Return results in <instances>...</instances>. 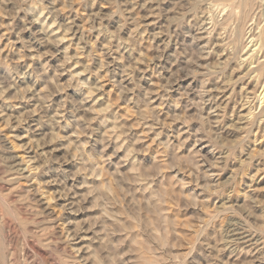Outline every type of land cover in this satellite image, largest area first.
Masks as SVG:
<instances>
[{
    "label": "rangeland",
    "instance_id": "1",
    "mask_svg": "<svg viewBox=\"0 0 264 264\" xmlns=\"http://www.w3.org/2000/svg\"><path fill=\"white\" fill-rule=\"evenodd\" d=\"M210 3L0 0V264H264L257 23Z\"/></svg>",
    "mask_w": 264,
    "mask_h": 264
},
{
    "label": "bare ground",
    "instance_id": "2",
    "mask_svg": "<svg viewBox=\"0 0 264 264\" xmlns=\"http://www.w3.org/2000/svg\"><path fill=\"white\" fill-rule=\"evenodd\" d=\"M210 4H212L211 6L212 7H215V6H217V9H220V11H218L219 13L221 12V11H224L225 9H226V7H229L230 8V10L228 11V12H226V14H225V16H224V18H223V20L221 21V22H219L218 20V17L217 18H215V15H214V13H212V9L210 8L208 11H205V12H207V13H212V15L209 17V19H211L212 20V22H213V29L212 30H216V29H218V30H220V31H222V30H224L225 31V33H226V35L223 33V32H220V34L221 35H225V37H224V40H228V43L226 44V45H228L229 44V48L231 47L232 49H234L233 51V53L231 52L230 54H231V56H235L238 52H239V49H240V43H244V45L243 46H247L248 45V42H244V38L248 35V33L249 32H251L252 31V28H254L253 29V31H252V33L249 35V37H247V39L246 40H248V38H250V37H252L251 38V41L253 42V44H252V46H255V48L254 49H256L257 51L255 52V53H253L252 55H251V57H249V58H251V63H254V62H256L257 60L259 61L260 60V58L261 57H264V25L262 26V28L260 27V29L261 30H259L260 32H259V34H257V33H255V30L257 29V28H259V25L260 24H262V15H263V13L264 12H262V14H259V15H257V16H255L256 15V11L257 10H259V8H262V3H263V0H210ZM177 3V2H176ZM185 4V3H184ZM209 4V5H210ZM179 7H180V5H178ZM198 6V5H197ZM207 7V6H206ZM185 8V7H184ZM202 8V7H201ZM190 9V8H189ZM207 9V8H206ZM193 10V9H192ZM200 10V9H199ZM261 10V9H260ZM186 13H188V11L186 12ZM186 13L184 14V15H186ZM195 13H196V11H195ZM206 13V14H207ZM217 13V12H216ZM219 13L217 14L218 16H219ZM175 16V15H174ZM190 16V15H189ZM200 18V17H199ZM220 18V17H219ZM218 19V20H217ZM256 19V20H255ZM253 20H255L254 22L255 23H257L256 24V26L255 27H252V28H250L253 24H251L250 23V21L252 22ZM253 22V23H254ZM54 23V22H53ZM250 23V24H249ZM45 24V23H44ZM234 24H236V26H234V28H233V25ZM248 24H249V26H248ZM254 26V25H253ZM201 28V27H200ZM44 29V28H43ZM218 30H217V32H218ZM258 31V30H257ZM207 32V31H206ZM218 32V33H219ZM208 33H210V31L208 32ZM217 34V33H216ZM219 34V35H220ZM218 35V36H219ZM220 35V36H221ZM209 36H211V35H209ZM223 37V36H222ZM221 37V38H222ZM220 39V38H219ZM213 40V39H212ZM222 40H223V38H222ZM219 41V40H218ZM250 41V42H251ZM224 42V41H223ZM260 42V43H259ZM214 43V42H213ZM260 45H259V44ZM218 44V43H217ZM257 45H259L257 48H256V46ZM249 46V45H248ZM251 46V47H252ZM223 47H224V45H223ZM228 47V46H227ZM218 48V47H217ZM225 49V48H224ZM228 49V48H227ZM188 50V49H187ZM242 50V49H241ZM244 50V49H243ZM251 49H249L248 50V52L250 51ZM261 50H262V55H261V57H258V54L261 52ZM191 51V50H190ZM193 51V50H192ZM217 51V50H216ZM253 51V50H252ZM195 52V51H194ZM218 53V52H217ZM192 54H194V53H192ZM211 54V53H210ZM222 54H223V52H222ZM249 54V53H248ZM219 55V54H218ZM224 55V54H223ZM228 55V54H227ZM239 55V54H238ZM237 55V56H238ZM239 57V56H238ZM253 57H254V59L255 60H253ZM257 57V58H256ZM230 58V57H229ZM194 59H196V58H194ZM226 59H228V58H226ZM240 59V58H239ZM230 60H232V59H230ZM229 60V61H230ZM214 63V62H213ZM220 64V63H219ZM230 64V63H229ZM238 64V63H237ZM216 65V64H215ZM217 65H218V62H217ZM227 65V64H226ZM239 66H240V63L238 64ZM228 66V65H227ZM238 66V69L239 68H241V67H239ZM217 67V66H216ZM220 67V65L218 66V68ZM236 68H237V66H235ZM234 67V68H235ZM233 68V69H234ZM232 69V70H233ZM224 70V69H223ZM196 71V70H195ZM257 72L258 71V73L256 74L257 75V77H259V80H258V84L256 85V87L254 86L253 87V89H255V94L257 95V92L259 91L258 89L260 88V87H262V90H261V92H260V94H259V96L257 97L256 96V98H258L262 103H264V84L262 85V83L264 82V61H262V62H260L259 61V65L257 66V68H255V70H253V72ZM237 71H235V70H233L232 71V73H230V75H229V79H226L227 80V83L228 84H230L231 82H232V80H233V73H234V75H235V73H236ZM238 72H240L239 70H238ZM251 72V71H250ZM238 75V74H237ZM249 75H251L250 73H249ZM211 76V75H210ZM241 77L242 76H238V79H240V81H242L241 80ZM210 78V77H209ZM224 78V77H223ZM226 78H228V76L226 75ZM235 78V77H234ZM213 79V78H212ZM238 79H237V81H238ZM255 79H256V77H255ZM254 79V80H255ZM209 80V79H208ZM211 80V79H210ZM224 80V79H223ZM234 81V80H233ZM236 80L234 81V83L235 82H237ZM239 81V82H240ZM238 82V83H239ZM210 83H211V81H210ZM218 83V82H217ZM225 83V82H224ZM232 84V83H231ZM224 85H226V84H224ZM234 85V84H233ZM221 86V85H220ZM232 86V85H231ZM236 86V85H235ZM219 87V86H218ZM217 88V87H216ZM224 88H226V87H224ZM231 88V87H230ZM236 88V87H235ZM218 89H223V87H219ZM257 89V90H256ZM219 90V91H220ZM226 90V89H225ZM224 89L223 90H221V91H225ZM216 91V90H215ZM233 91V90H232ZM253 92V91H252ZM210 93H211V91H210ZM233 94V93H232ZM240 94V93H239ZM228 95V94H227ZM234 95V94H233ZM232 95V96H233ZM237 95V94H236ZM210 96V98H212L211 99V101H213V100H215L212 96H214V95H209ZM238 96V95H237ZM227 97V96H226ZM231 97V96H230ZM216 98H217V96H216ZM205 100V99H204ZM229 101H230V98H229ZM229 101H224V103L223 102H220V103H218L217 104V106H219L218 107V109L220 108H223L224 107V110H225V114H226V109H228L227 111H229V107H230V104H229ZM227 102V103H226ZM213 104V103H212ZM220 104H224L223 105V107H221L222 105H220ZM264 106V105H263ZM263 106H262V108H263ZM213 108V107H212ZM220 111V110H219ZM221 112V111H220ZM233 112H234V110H233ZM230 113H232V111L230 112ZM251 113V112H250ZM252 114V113H251ZM259 114V113H258ZM254 116V118H253V121L255 122V119L257 118V115H253ZM264 116V115H263ZM219 117H221V116H219ZM223 117V116H222ZM240 117V116H239ZM214 118V117H213ZM241 118V117H240ZM217 119H219V118H217ZM224 120H225V118H224ZM240 120V119H239ZM209 121V120H208ZM248 121V120H247ZM252 121V120H251ZM213 122V121H212ZM220 123L221 122V120H217V121H214V123ZM249 122V121H248ZM213 123V127H214V125H216V124H214ZM221 124V123H220ZM248 124V123H247ZM252 124V123H251ZM250 125V124H249ZM254 125V124H253ZM252 125V126H253ZM217 126V125H216ZM219 127H220V125H219ZM216 128V127H215ZM213 129V128H212ZM215 130V129H214ZM217 130V129H216ZM221 131V130H220ZM250 132V131H249ZM220 133V132H219ZM218 133V134H219ZM227 140V139H226ZM225 141V140H224ZM228 141V140H227ZM241 141V140H240ZM242 142V141H241ZM226 144H229V142L228 143H226ZM233 144V143H232ZM231 144V145H232ZM230 145V144H229ZM228 145V146H229ZM213 147V146H212ZM232 147V146H231ZM234 147V146H233ZM225 152V151H224ZM226 159V158H225ZM224 161V157H222V161H220L221 163ZM178 163V162H177ZM225 163V162H224ZM224 163H222V164H224ZM260 171V170H259ZM143 173V172H142ZM143 175H144V173H143ZM113 190V189H112ZM112 198V197H111ZM5 203V202H4ZM33 204V203H32ZM24 205V204H23ZM22 210V209H21ZM151 210V209H150ZM29 212V211H28ZM137 212V211H136ZM28 214V213H27ZM31 214V213H30ZM154 216V215H153ZM150 218V217H149ZM159 218V217H158ZM159 221V220H158ZM169 222V221H168ZM34 223V222H33ZM126 227V226H125ZM154 227V226H153ZM152 228V227H151ZM155 228V227H154ZM37 229V228H36ZM40 229V228H39ZM120 229V228H119ZM126 231V230H125ZM132 232V231H131ZM136 232V231H135ZM137 233V232H136ZM140 234V233H139ZM37 235V234H36ZM125 235V234H124ZM135 236V235H134ZM140 236V235H139ZM53 237V236H52ZM108 237V236H107ZM108 239H110V238H108ZM129 240V239H128ZM28 243V242H27ZM141 243V242H140ZM32 245V244H31ZM35 245V244H34ZM143 245V244H142ZM58 246V245H57ZM68 246V245H67ZM32 247V246H31ZM34 247V246H33ZM35 248V247H34ZM68 249V248H67ZM109 249V248H108ZM38 250V249H37ZM10 251H12V250H10ZM40 251V250H39ZM38 253V252H37ZM149 254V253H148ZM15 255V254H14ZM43 255V254H42ZM95 255V254H94ZM11 256V255H10ZM133 257V256H132ZM151 258V257H150ZM142 259H144V258H142ZM140 260V259H139ZM148 260V259H147ZM26 261V260H25ZM149 261H152V260H149ZM154 262L156 261V260H153ZM141 263H143V262H141ZM147 263V262H146ZM156 263V262H155ZM26 264V263H25ZM149 264V263H148ZM150 264H152V263H150Z\"/></svg>",
    "mask_w": 264,
    "mask_h": 264
}]
</instances>
